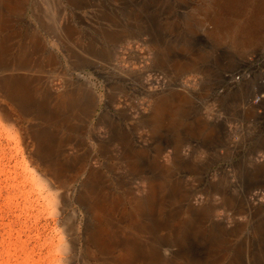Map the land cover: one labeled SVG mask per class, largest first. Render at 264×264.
<instances>
[{"label": "rangeland", "instance_id": "1", "mask_svg": "<svg viewBox=\"0 0 264 264\" xmlns=\"http://www.w3.org/2000/svg\"><path fill=\"white\" fill-rule=\"evenodd\" d=\"M49 1L27 0L22 15L7 11L0 44L11 37L10 56L0 78L27 54L46 67L53 52L55 88L47 78L33 84L32 110L41 105L63 117L66 94L77 87L88 105L85 78L99 101L91 116L72 111L60 125L7 102L12 128L0 112V264H118L120 248L97 252L88 241L100 201L107 235L120 247L137 245L135 264H149L151 252L152 264H264V0H53L65 9L61 22L79 30L69 43L51 28ZM39 73L29 76L39 82ZM79 74L85 78L77 81ZM160 98L169 109L163 127L153 128ZM35 130L51 136L47 160L69 166L66 192L79 220L71 209L51 214L52 206L30 203L36 193L28 196V180L22 189V176L36 167L25 164L38 148ZM152 183L163 186L157 206L133 227L134 202L148 198ZM60 216L63 239L81 228L75 251L53 240Z\"/></svg>", "mask_w": 264, "mask_h": 264}, {"label": "bare ground", "instance_id": "2", "mask_svg": "<svg viewBox=\"0 0 264 264\" xmlns=\"http://www.w3.org/2000/svg\"><path fill=\"white\" fill-rule=\"evenodd\" d=\"M26 2H27V0H0V35H2L4 33L5 29L10 28L9 26H7L5 24L6 23L5 16H6L7 11L13 10V13H15L17 15H22L21 10H23L22 8L24 7V5L26 6ZM47 2H50V1L47 0ZM51 3H48V9L47 8L45 9V13H46L47 18L50 21H52L51 22L52 27L51 26L50 27L54 28V26H55V28H56L55 30L57 32L60 31L59 33H62L63 38L66 40L67 43H69L70 41L75 39V36L79 33V30L77 29L76 24H74L72 21L62 23L61 17H62L63 12H65L64 7H62L61 5H59L57 3L55 4L53 2V0H51ZM80 21H81L80 23H83V20H80ZM10 39H11V37H8V35H7V38L4 39L0 44V70L1 71L6 70L8 68L9 56H10V45H9ZM61 39L62 38H60V40ZM78 42H80V45H82V41H78ZM37 43L39 45L36 43L35 44L38 45V47L40 48V42L37 41ZM42 49L43 50L45 49L44 46L42 47ZM39 51H40V49H39ZM32 58L33 57L31 56V54L30 55L27 54V56L25 55L23 57L22 63H21L20 59H18V62H17L18 67L15 68L14 72H12V74H9V76L7 78H2V77L0 78V112L2 113V117L6 121L10 122V126H12V128L18 124H17V120L13 117L12 110L8 106L7 102L14 103L17 106V108H19L21 110V112L27 116L32 115V114L33 115L37 114V115H40V117L47 120L48 122L53 123L54 125H58V124L60 125L66 118H68V116L72 113V111H74V113H73L74 116L77 115L78 112H81L82 114L87 115L88 117L94 113V111L97 107L98 101H99L97 94L93 93L94 87H92V86H94V83L92 81H90V79L83 77L82 74H79V75L74 76V77L76 78L77 81H79L82 78H85L86 81L89 83L88 85L90 87L89 89L92 92V98L90 100H88V101H91L88 105H86V104L82 105L80 99L83 96L84 89L81 87H77L80 89L71 90L66 94V99H69V101L68 102L64 101V104L62 105V108L66 109L65 115L67 117L65 115H62L63 117L57 116V115H59L58 114L59 112L47 113L44 110V108L40 107L41 105L37 106V108H35L36 110L34 109L35 111L32 110L33 109L32 108V98H33L34 92H36V89H32L33 84L41 85L40 82H42L44 79L47 78L50 81L49 86L51 88H53V87L55 88L54 85H55V81H57V80L54 78L55 74L52 75L53 74L52 72H53V69L59 63L56 56L53 54V52L49 56V62L46 64V67L43 66L42 61L39 62V61L33 60ZM44 68H47V70H46L47 73L43 72ZM33 70H36V72L39 70V72L41 74H44V76L42 77L39 73V75L41 77L39 82H38V78H36V77L32 78L29 76V74ZM19 71H21L23 73V75L20 74V77L15 76L16 74L19 73ZM50 75H52V76H50ZM66 77L69 79V80H67V82H71V78L73 77V75L68 73V74H66ZM62 89H64V87H62ZM256 101L260 102L259 99ZM254 105H256V107H258L257 103H254ZM168 109H169L168 99L160 98L156 102V107H155L156 113L154 114L152 122H151V126L153 128H157V127L159 128L160 126L163 127V124L165 123V115H166V112ZM60 114H62V113H60ZM4 124L5 123L0 122V128L3 127ZM62 125H64V124H62ZM39 130H35V133H34V137L36 138V145L38 146V148H37V150L28 153V162L25 163L27 168H28V166H30L31 163L35 164L36 167H33V169H32L33 173L31 172L28 179H26V177L22 176V178H21L22 189L26 188V185H28L26 180H28L29 183L31 182V184H32L31 185L32 188L30 189V190H32V192L31 193L28 192L27 194H30L28 196H33V191H35V193H36L34 195L35 198L32 197L33 199L31 198L29 200L30 203L35 204V205L37 204L40 206H44L42 204H45L46 207H47V205L52 206L54 208V209H52V210H54V212H52L51 214H53V213L55 214V211H59V210L65 211V209H71L72 212L70 214H71L72 218L75 220H79V218H78L79 212L74 208L73 195L68 194L66 192V190L70 189L71 183H72V178L69 175H67L69 166L64 165L58 161L56 162L55 160H54L55 162H50L47 160L49 157V153L51 152V144H50L51 143V141H50L51 136L49 137L48 134H45L44 132H41ZM13 132H15V131L13 130ZM13 134H15V133H13ZM15 136L13 139H15ZM17 143H19V142H17ZM68 143L70 144V141L68 140V138L67 139L64 138V139H62V141H60V144L63 147H65ZM182 147H183V145L181 143L179 145H177V149H176V151H177L176 155L177 156L180 155ZM32 157L33 158L35 157V159H33L32 162H29V160H31ZM56 159H58V158H56ZM26 160L27 159L25 157L24 161H26ZM98 175H99V173H98ZM97 177H99V176H97ZM162 187H161V185L152 183L151 186L149 187L150 193L148 195V198L145 201L136 199V201L134 202V210L135 211L133 213V215H135V216L130 217V218H132L131 221L133 223V227H140L138 218H139V215L141 214V212L143 210L147 209L149 211V209H151V211H152L157 206L154 198H155L156 194L158 193V191L160 190V188H162ZM92 193H94V190L91 187L89 190V194L91 195ZM60 203H62V207L60 206ZM106 204H107L106 201L105 202L100 201V202H97L94 204L95 205V208H94L95 212L94 213H96L95 217L97 218V224H96L97 228H96L94 233H91L89 235L88 241L92 246H94L96 248L97 252L102 251L104 249L114 250L113 248H120V252H121L120 256H119L120 261L115 262V263H118V264H135L137 260H140L139 255H141L137 251V247H136L137 245H135L133 242H129V243L125 244L124 246L120 247V245L115 240H113V238H110L107 235V231H105V229L103 227L104 222L108 220L107 216H106V209H105ZM110 204L112 207H114L116 209L119 208V203L113 202ZM162 204L163 203H160V205H162ZM233 218L235 219L236 216ZM62 221L63 220H62L61 216L59 217L58 220H56L55 223H54V220L52 221V223H54V225L52 224L54 228L53 229L51 228V229L54 231V234H56L53 236V240H55V242H58L60 248L63 249L64 253L68 252L69 250L75 251L77 248V245L80 243V238H81V234H82V233L80 234L81 228L74 225V227H72L71 231H69V233L67 235L70 237V239L69 240L63 239L62 233L60 234L61 237H59L60 235H59V229H58V227L60 226ZM109 221H110V219H109ZM72 223H73V221H72ZM235 223L237 224L236 221H235ZM110 224L112 227L115 226V224L112 223V221L110 222ZM160 225H162V224H160ZM61 228L62 227L60 226V229ZM161 228H162V226H161ZM140 229H142V228H140ZM48 230H49V228H48ZM61 230H63V229H61ZM51 238H52V236H51ZM65 240L67 241V243L65 242ZM156 257H157V254H155L154 252H151V253L146 255V261H144V262H148L149 264H152V262L156 259Z\"/></svg>", "mask_w": 264, "mask_h": 264}, {"label": "clouds", "instance_id": "3", "mask_svg": "<svg viewBox=\"0 0 264 264\" xmlns=\"http://www.w3.org/2000/svg\"><path fill=\"white\" fill-rule=\"evenodd\" d=\"M163 254H164L165 257H167L168 256V250L167 249H164L163 250Z\"/></svg>", "mask_w": 264, "mask_h": 264}]
</instances>
